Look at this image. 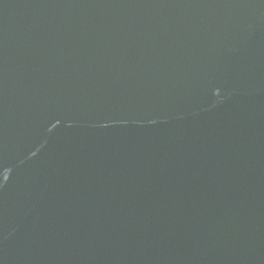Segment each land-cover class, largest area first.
<instances>
[{
	"label": "water",
	"instance_id": "obj_1",
	"mask_svg": "<svg viewBox=\"0 0 264 264\" xmlns=\"http://www.w3.org/2000/svg\"><path fill=\"white\" fill-rule=\"evenodd\" d=\"M0 264H264V0H0Z\"/></svg>",
	"mask_w": 264,
	"mask_h": 264
}]
</instances>
